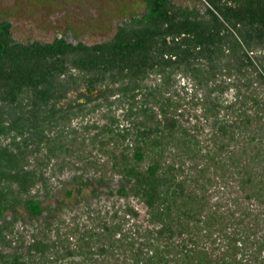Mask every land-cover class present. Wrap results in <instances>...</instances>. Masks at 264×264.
Returning <instances> with one entry per match:
<instances>
[{"label":"trees","instance_id":"1","mask_svg":"<svg viewBox=\"0 0 264 264\" xmlns=\"http://www.w3.org/2000/svg\"><path fill=\"white\" fill-rule=\"evenodd\" d=\"M205 1L93 44L0 21V264H264V0Z\"/></svg>","mask_w":264,"mask_h":264},{"label":"rangeland","instance_id":"2","mask_svg":"<svg viewBox=\"0 0 264 264\" xmlns=\"http://www.w3.org/2000/svg\"><path fill=\"white\" fill-rule=\"evenodd\" d=\"M174 2L190 7L196 6L202 13H205L209 6L205 0ZM143 10V0H0V21L11 22L12 37L18 42L52 41L56 37L64 36L73 43L82 41L93 44L113 37L121 22ZM70 174V171L55 174L50 170L47 172L53 195L47 198L44 204L62 203L69 207L77 206L76 197H68L67 188L61 189V181L69 178ZM85 194L86 198H89L87 192ZM115 201L116 196L109 199L101 197L100 200L93 199L92 206L100 208L107 204L110 207ZM132 202L140 213L139 220L143 221L145 207L136 200ZM64 213V217L69 219L75 211L71 212L65 207ZM84 218L85 215L82 214L81 219ZM17 224L20 225L21 222L18 221Z\"/></svg>","mask_w":264,"mask_h":264},{"label":"flooded vegetation","instance_id":"3","mask_svg":"<svg viewBox=\"0 0 264 264\" xmlns=\"http://www.w3.org/2000/svg\"><path fill=\"white\" fill-rule=\"evenodd\" d=\"M70 94H75V93H70Z\"/></svg>","mask_w":264,"mask_h":264}]
</instances>
